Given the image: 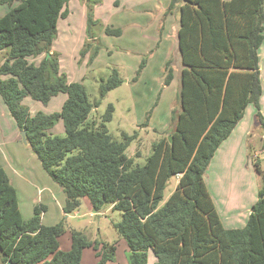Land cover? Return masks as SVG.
I'll use <instances>...</instances> for the list:
<instances>
[{
	"label": "trees",
	"instance_id": "obj_1",
	"mask_svg": "<svg viewBox=\"0 0 264 264\" xmlns=\"http://www.w3.org/2000/svg\"><path fill=\"white\" fill-rule=\"evenodd\" d=\"M69 1L0 0L9 7L0 18V95L43 169L65 194L64 213L78 210L83 198L96 212L106 206L120 211L115 228L127 241L129 264H147L149 250L155 264H264V187L246 225L228 229L204 180L248 106L259 109L264 0H170L166 15L180 14L179 110L172 112L174 130L153 144L142 167H134L126 155L130 137L119 142L109 134L105 123L114 108L100 126L90 122L98 103L90 102L82 84H69L59 75L52 45ZM105 33L120 37L122 30L107 27ZM42 55L39 65L29 60ZM171 64L166 65V86L174 79ZM122 83L115 71L103 81L101 98ZM59 93L67 95L61 113L30 118L21 104L27 96L48 104ZM59 120L65 137L49 134ZM173 177L177 187L160 206ZM46 210L36 205L25 220L16 188L0 168V264H84L85 249L95 251L96 264L113 261L116 244L91 241L78 231L71 234V248L61 250L63 224L44 225Z\"/></svg>",
	"mask_w": 264,
	"mask_h": 264
},
{
	"label": "rangeland",
	"instance_id": "obj_2",
	"mask_svg": "<svg viewBox=\"0 0 264 264\" xmlns=\"http://www.w3.org/2000/svg\"><path fill=\"white\" fill-rule=\"evenodd\" d=\"M169 4L170 0H70L65 7L68 15L59 20L53 40L52 53L58 57L59 75L69 84H82L90 102L98 103L89 121L100 126L110 106L114 108L106 127L116 141L125 142V136L130 137L126 155L133 160L134 167L144 166L153 152V144L174 130L172 112L179 110L177 96L183 68L177 36L180 14L175 10L166 15ZM8 9L7 4L0 3V17ZM107 27L120 28L122 35H107ZM95 51L97 55L93 57ZM258 55L262 85L259 109L254 104L248 106L243 119L222 143L204 175L207 189L222 216L225 218L231 212L237 214L236 220L227 222L236 229L246 225L264 187V42ZM44 57L29 60L39 65ZM145 58L146 66L137 75ZM2 59L0 56V63ZM169 61L174 79L166 86L165 70ZM115 71L123 83L101 98L103 81L112 78ZM66 101L67 95L59 93L48 104L29 96L21 104L28 109L30 118H34L39 114L61 113ZM49 134L65 137L63 121H57ZM0 152L7 158V170L18 189L25 220L32 217L34 207L41 204L43 196V204L48 207L42 216L43 223L63 224L61 250L71 248V234L78 231L91 241L116 244L114 259L107 264H129L127 241L115 228L122 220V213L110 206L96 212L89 199L83 198L78 210L63 214L57 200L60 203L65 194L43 169L30 145L24 142L22 131L1 95ZM256 161L260 162V173ZM177 184L178 178L173 177L160 206L169 199ZM147 257V264H155L156 257L151 250ZM97 262L95 251L85 249L83 263Z\"/></svg>",
	"mask_w": 264,
	"mask_h": 264
},
{
	"label": "crops",
	"instance_id": "obj_3",
	"mask_svg": "<svg viewBox=\"0 0 264 264\" xmlns=\"http://www.w3.org/2000/svg\"><path fill=\"white\" fill-rule=\"evenodd\" d=\"M0 18H1V17H0ZM177 30H179V28H178ZM177 33H178V31H177ZM177 36H178V34H177ZM8 166H9V165H8V162H7V158L5 157V155H4L3 153L0 152V168L4 169V170L6 171V173L8 174V176L10 177V175H9V173H8V170H7ZM10 179H11L12 183L14 184L13 179H12V176L10 177ZM14 187L16 188L17 195H18V189H17V187L15 186V184H14ZM52 198H57V195H52ZM18 201H19V197H18ZM43 202H44V198H43V196H42V200L40 201V203L43 204ZM57 203H58V205L60 206V208L62 209L63 214H65L64 211H63L64 205H65V198L63 199V197H62L60 203H59V201L57 200ZM214 203H215V202H214ZM43 205H45V204H43ZM215 205H216V204H215ZM45 206L47 207V205H45ZM19 207H20V202H19ZM110 207H112V206H110ZM216 208H217V206H216ZM33 210H34V209H33ZM47 210H48V207H47ZM217 211H218L219 217H220V219H221L223 225H224L226 228H228V229H235V227H231V226H235V225H227V222H231V220H236V219L238 218L237 214H236L235 212H231V213H228L227 216L224 218V217L222 216V213L218 210V208H217ZM47 212H48V211H47ZM44 214H46V213H44ZM22 215H23V214H22ZM225 215H226V213H224V216H225ZM248 218H249V217H248ZM42 222H43V221H42ZM236 222H238V220H237ZM236 222H235V223H236ZM43 224H44V223H43ZM230 224H233V223H230ZM44 225H45V224H44ZM48 226H51V225H48Z\"/></svg>",
	"mask_w": 264,
	"mask_h": 264
},
{
	"label": "water",
	"instance_id": "obj_4",
	"mask_svg": "<svg viewBox=\"0 0 264 264\" xmlns=\"http://www.w3.org/2000/svg\"><path fill=\"white\" fill-rule=\"evenodd\" d=\"M23 140L26 144H28L27 138H26V131H22ZM170 139V138H169Z\"/></svg>",
	"mask_w": 264,
	"mask_h": 264
}]
</instances>
